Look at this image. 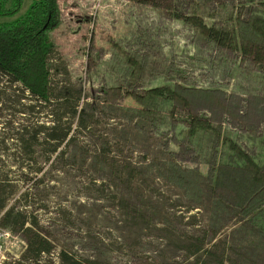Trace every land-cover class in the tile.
Masks as SVG:
<instances>
[{
    "label": "rangeland",
    "instance_id": "rangeland-1",
    "mask_svg": "<svg viewBox=\"0 0 264 264\" xmlns=\"http://www.w3.org/2000/svg\"><path fill=\"white\" fill-rule=\"evenodd\" d=\"M58 5L51 94L78 101L88 129L73 119L57 153L38 136L25 154L17 128L55 117L45 103L33 114L22 85L0 78V264L27 248L22 230L2 225L10 210L53 245L42 264H65L62 253L77 264H264V187L230 150L237 144L264 170V72L202 33L205 25L250 38L264 0ZM192 115L210 120L225 144L213 132L191 134Z\"/></svg>",
    "mask_w": 264,
    "mask_h": 264
},
{
    "label": "trees",
    "instance_id": "trees-1",
    "mask_svg": "<svg viewBox=\"0 0 264 264\" xmlns=\"http://www.w3.org/2000/svg\"><path fill=\"white\" fill-rule=\"evenodd\" d=\"M58 2L59 0H33L29 8L21 14L23 0H0V78L3 80L6 78L12 84L11 88L17 84L22 85L27 98L36 101L31 107L33 114L36 108H40L37 106L38 103H45L43 110H49L55 117L49 126L33 130L28 126L17 128L18 136L21 138V143L19 142L17 147L25 154H28L33 144L38 141V136H42L45 145L51 147V154L57 153L62 145L71 139L73 119H76L79 129H88V117L86 118L84 110L78 108V101L74 103L70 94L65 91L58 97L51 94L48 68V57L51 52L49 36L60 24ZM248 27L252 35L250 38L244 37L242 30L216 29L205 25H202V33L221 48L239 50L244 57L258 64L264 72V18L253 17L249 20ZM151 94L168 95L167 97L173 100L180 99L175 91L168 89H155ZM60 106L62 107L58 109ZM188 124L191 134L213 132L217 134L221 143L222 135L210 120L192 115ZM25 136H29V139L26 140ZM222 144L225 142L222 141ZM230 150L254 171L253 181L264 187V170L261 166L233 142H230ZM3 207V203L0 202V211ZM27 223L24 213L18 212L14 215V210L6 213L2 221V225L10 232H15L17 228L22 230L27 242L25 253L15 261V264H42L45 258L52 254L53 245L39 233L34 232L39 228L36 221L31 227H26ZM202 246L201 244L196 246L195 252L202 251L204 249ZM61 259L65 264H77L65 253L61 254Z\"/></svg>",
    "mask_w": 264,
    "mask_h": 264
},
{
    "label": "built area",
    "instance_id": "built-area-1",
    "mask_svg": "<svg viewBox=\"0 0 264 264\" xmlns=\"http://www.w3.org/2000/svg\"><path fill=\"white\" fill-rule=\"evenodd\" d=\"M6 236H9V234H6Z\"/></svg>",
    "mask_w": 264,
    "mask_h": 264
}]
</instances>
